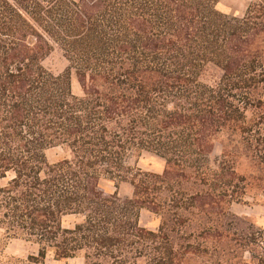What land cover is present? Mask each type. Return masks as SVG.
Listing matches in <instances>:
<instances>
[{"label": "trees", "instance_id": "1", "mask_svg": "<svg viewBox=\"0 0 264 264\" xmlns=\"http://www.w3.org/2000/svg\"><path fill=\"white\" fill-rule=\"evenodd\" d=\"M21 1L0 0L1 251L20 240L39 264H264V227L231 211L264 206V0L240 17L218 0ZM53 45L61 75L44 66ZM143 152L161 172L137 167Z\"/></svg>", "mask_w": 264, "mask_h": 264}, {"label": "rangeland", "instance_id": "2", "mask_svg": "<svg viewBox=\"0 0 264 264\" xmlns=\"http://www.w3.org/2000/svg\"><path fill=\"white\" fill-rule=\"evenodd\" d=\"M11 4L17 6L19 8V5L17 3H21L22 5H26V3H23L21 0H8ZM37 1V0H35ZM41 2V0L37 1ZM44 6H46L44 3H42ZM248 4V0H218L217 9L229 16H236L240 17L245 12L246 6ZM53 51L52 53L45 59L44 66L47 70H49L54 75H61L66 66L67 62L63 57L62 51L56 46L53 45ZM220 71L212 66L209 65L205 69V72L203 74V81L208 84H213L216 82L220 77ZM70 84H71V91L75 95H80L81 90L79 87V84L75 78V76L72 74L70 78ZM220 145L217 143L214 146L213 153H212V159L215 161L218 159L220 155ZM60 155L59 149H51L47 152V157L50 160H54L57 156ZM137 167L144 171L149 172H161L163 168V161L158 158L157 156L143 152L140 157L134 161ZM132 164L133 161H130ZM241 171H244L245 173L253 171V169L250 167L248 163H244L241 166ZM104 188L108 192H117L118 196L120 198H127L131 195V187L125 183L115 184V182L106 181L103 183ZM231 211L237 215H248L253 220H255L259 225L264 227V206L262 205H249V207H245L244 205L234 204L231 207ZM71 220L68 218L65 222L69 223ZM158 217L155 216L152 213H149L147 211L141 210L139 215V225L155 231L158 227ZM37 247L34 245H31L29 243L20 241V240H11L7 243L5 246V249L1 251L0 247V264H39L35 263L33 260L29 259L28 257L30 255H36ZM44 264H63L62 262H55L52 260L50 256L46 258L44 261ZM68 264H81L80 261H70Z\"/></svg>", "mask_w": 264, "mask_h": 264}, {"label": "crops", "instance_id": "3", "mask_svg": "<svg viewBox=\"0 0 264 264\" xmlns=\"http://www.w3.org/2000/svg\"><path fill=\"white\" fill-rule=\"evenodd\" d=\"M232 206H233V205H232ZM244 206H245V207H247V206L249 207V205H244ZM246 216H248V215H246Z\"/></svg>", "mask_w": 264, "mask_h": 264}, {"label": "built area", "instance_id": "4", "mask_svg": "<svg viewBox=\"0 0 264 264\" xmlns=\"http://www.w3.org/2000/svg\"><path fill=\"white\" fill-rule=\"evenodd\" d=\"M37 1H39V0H37Z\"/></svg>", "mask_w": 264, "mask_h": 264}]
</instances>
